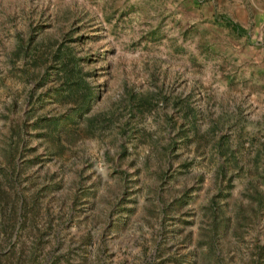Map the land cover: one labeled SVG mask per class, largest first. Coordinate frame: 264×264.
Returning <instances> with one entry per match:
<instances>
[{
  "label": "rangeland",
  "instance_id": "1",
  "mask_svg": "<svg viewBox=\"0 0 264 264\" xmlns=\"http://www.w3.org/2000/svg\"><path fill=\"white\" fill-rule=\"evenodd\" d=\"M0 264H264V0H0Z\"/></svg>",
  "mask_w": 264,
  "mask_h": 264
}]
</instances>
